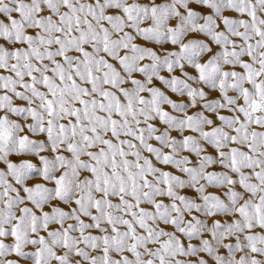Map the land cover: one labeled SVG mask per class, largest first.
<instances>
[{"label":"snow or ice","instance_id":"snow-or-ice-1","mask_svg":"<svg viewBox=\"0 0 264 264\" xmlns=\"http://www.w3.org/2000/svg\"><path fill=\"white\" fill-rule=\"evenodd\" d=\"M0 164V264H264V0H0Z\"/></svg>","mask_w":264,"mask_h":264},{"label":"rangeland","instance_id":"rangeland-1","mask_svg":"<svg viewBox=\"0 0 264 264\" xmlns=\"http://www.w3.org/2000/svg\"><path fill=\"white\" fill-rule=\"evenodd\" d=\"M141 2H146V0H141ZM156 2L159 3V2H162V0H156ZM169 47H171V46L169 45ZM189 71H191V69H189ZM165 74H166V73H165ZM176 74L179 75V72H177ZM165 91H167V90H165ZM167 94H168L171 98H173V99H177V97L175 96V94L171 93L170 91H167ZM10 159H12V160L15 161V162H19V161H21V160H25V159H27V160L32 161L33 163H38L37 160H36V158H35L34 156H15V155H14V156L10 157ZM0 167H3V165L0 164ZM30 183H32V181H30Z\"/></svg>","mask_w":264,"mask_h":264}]
</instances>
